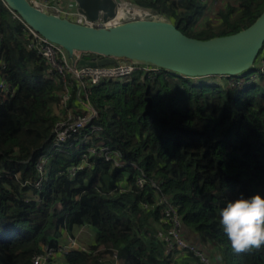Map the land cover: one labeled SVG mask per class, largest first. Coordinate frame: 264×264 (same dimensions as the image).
<instances>
[{
	"label": "trees",
	"instance_id": "16d2710c",
	"mask_svg": "<svg viewBox=\"0 0 264 264\" xmlns=\"http://www.w3.org/2000/svg\"><path fill=\"white\" fill-rule=\"evenodd\" d=\"M128 1L198 39L237 33L264 11V0ZM0 33L2 74L16 90L0 95V264H34L44 248L57 250L83 228L92 231L88 251H69L50 264H204L192 254L175 260L167 254L159 232L172 228L174 218L181 236L210 261L264 264V244L237 252L220 223L231 199L264 196V49L253 71L240 76L162 70L153 78L143 70L88 80L79 89L70 73L64 80L51 68L2 0ZM66 92L64 114L84 116L87 103L97 112L92 125L102 131L80 147L72 139L62 151L46 152L67 120L57 111ZM102 145L125 166L115 165L116 156L107 161L86 152ZM41 157L48 180L37 190ZM72 167L81 169L73 175Z\"/></svg>",
	"mask_w": 264,
	"mask_h": 264
},
{
	"label": "water",
	"instance_id": "95a60500",
	"mask_svg": "<svg viewBox=\"0 0 264 264\" xmlns=\"http://www.w3.org/2000/svg\"><path fill=\"white\" fill-rule=\"evenodd\" d=\"M3 1L27 27L64 48L72 67H106L128 61L189 78L235 77L253 71L264 49V11L237 33L198 39L160 16L92 26L47 13L29 0ZM73 1L77 13L90 23L114 19L122 5L151 11L124 0ZM76 53L92 59L78 60Z\"/></svg>",
	"mask_w": 264,
	"mask_h": 264
},
{
	"label": "built area",
	"instance_id": "2783aa9c",
	"mask_svg": "<svg viewBox=\"0 0 264 264\" xmlns=\"http://www.w3.org/2000/svg\"><path fill=\"white\" fill-rule=\"evenodd\" d=\"M29 1L35 7L47 13H52L64 18H68L77 23L92 25V26L115 25V23L112 24V21H114L117 18L120 12V7H118L117 10L118 12L114 19L108 22L99 21L98 23H90L86 21L83 17H81L77 13V10L76 11L72 10L71 6H69L68 8H64L63 5L60 4L57 0H29ZM139 13L142 17L141 20L158 16V15H154L153 11L142 10ZM14 15L15 17H18L16 14ZM27 28L30 34L34 37V39L37 42V49L39 53L44 58H46L51 68L57 71L59 74H62L64 80H65L64 74L70 73L72 77L78 81L79 89L85 87L87 85L86 82H88V80H90L92 84H98L105 79L128 77V76H132L134 73L138 71H143V70L154 78L162 71L157 67L135 64L128 61H119L115 65L106 66V67L91 68V67H80L78 65L72 67L67 52L65 51L64 48L46 40L42 36L35 33L33 30H31L29 27ZM2 41H3V37L2 34L0 33V46L2 44ZM85 56L86 54L84 53H76V57L78 60L85 59ZM94 59L97 60L98 58L94 57ZM56 64H58L60 68H58ZM5 69L6 66L4 62L0 60V95L10 96L13 95L16 90L15 87H13L12 84L2 74V72ZM68 100H69V93L66 92L62 103L65 104ZM84 106L87 108V111L84 116H77L74 118L71 116L67 117L66 118L67 120L61 122L57 126L54 136L51 139L52 151L54 149L56 150L60 149L62 151L64 149L63 147H66L65 144L69 143V140L72 139L77 144V146L80 147L79 143L81 140L83 144H87L92 139L94 134H97L102 131V128L100 126L92 125V120L97 117L96 110L93 107H90L87 103H84ZM87 128L90 130L89 133H86L85 131V129ZM83 132L84 135L82 134ZM67 137H70L69 140H67ZM95 147L87 149L86 152L97 153L99 157L103 156L107 161H113L112 155L116 156L117 158L114 159L115 165L118 167L125 166V163H122L118 160L119 154L113 151L110 147L106 145H102L100 147L95 146ZM85 157L86 155L83 156V158ZM46 165H47V159L41 157L37 164L40 177L34 183H32V186L37 190H41L45 186L46 181L48 180ZM80 169H81L80 167L78 168L72 167L69 169V172L73 175H76L78 170ZM146 184L147 181L144 176L138 179L139 187L143 188ZM151 184L156 186V183L154 181H151ZM170 212L171 209L168 211V215H170ZM173 224H174L173 227L170 228L167 232H159V237L167 242L168 245L167 254L173 257L174 260L180 256H184L185 254H192L200 262L204 264H208L210 262V259L208 258L206 253L200 248H198L196 245L189 243L186 239H184L181 236L180 223L178 220H176V218L173 219ZM76 246H78L77 241L73 240V237H69L67 239V242L64 245L59 246L57 250L51 248H44V253L35 257L33 263L50 264L52 260L59 258L60 256L61 257L64 256L65 254L69 253V251L72 250H80L84 252L88 251V248H85L84 246H79V249H77Z\"/></svg>",
	"mask_w": 264,
	"mask_h": 264
},
{
	"label": "clouds",
	"instance_id": "9594fccd",
	"mask_svg": "<svg viewBox=\"0 0 264 264\" xmlns=\"http://www.w3.org/2000/svg\"><path fill=\"white\" fill-rule=\"evenodd\" d=\"M220 223L237 252L264 244V196L231 199L221 209Z\"/></svg>",
	"mask_w": 264,
	"mask_h": 264
},
{
	"label": "rangeland",
	"instance_id": "374dc122",
	"mask_svg": "<svg viewBox=\"0 0 264 264\" xmlns=\"http://www.w3.org/2000/svg\"><path fill=\"white\" fill-rule=\"evenodd\" d=\"M57 1H59V0H57ZM71 0H63V7L64 8H68L69 6H71V9L72 10H76V7H75V3L73 2V3H70L69 4V2H70ZM124 1H126V2H128V3H130V4H132L130 1H128V0H124ZM60 2V1H59ZM123 6H127V7H130V6H128V5H122V6H120V8L121 7H123ZM131 10H133V11H138V12H140L139 10H137V9H133V8H131ZM152 11V10H151ZM153 13H154V15H158L156 12H154L153 11ZM159 16V15H158ZM161 17V16H160ZM162 18H164V19H167V18H165V17H162ZM203 23V22H202ZM264 58V57H263ZM262 58V60H264ZM257 65V64H256ZM56 66L58 67V68H60V66L58 65V64H56ZM254 77H256V75L254 76ZM233 80H235V79H231V81H233ZM236 82V81H235ZM234 82V83H235ZM63 109H64V103H61V106L59 107V108H57V111H58V113L60 114V116H62L63 114H64V112H63ZM72 111L71 110H67V113H65L64 115H65V117L67 118V117H70L71 116V113ZM69 138L70 137H67V140H69ZM78 147V146H77ZM51 150V143L48 145V148H47V150H46V152H49ZM38 164V163H37ZM80 234H78L76 237H73V240H76L77 241V244H78V246H76V248L77 249H79V246H84L85 248H88L89 249V245H88V243L90 242V240H91V238H90V236H92V231H91V229H89V228H83L80 232H79ZM68 244V243H67ZM103 249V248H102ZM106 259H110V255L109 254H106L105 256H104ZM216 262H212V261H210L208 264H215ZM216 264H218V263H216Z\"/></svg>",
	"mask_w": 264,
	"mask_h": 264
},
{
	"label": "bare ground",
	"instance_id": "6f19581e",
	"mask_svg": "<svg viewBox=\"0 0 264 264\" xmlns=\"http://www.w3.org/2000/svg\"><path fill=\"white\" fill-rule=\"evenodd\" d=\"M133 9H137L139 11H142L138 8H133ZM131 19L141 20L142 17L138 11H133V10H131L130 7L123 6L120 8V12H119L117 18L114 21H112V24L122 23V22H125L128 20H131Z\"/></svg>",
	"mask_w": 264,
	"mask_h": 264
},
{
	"label": "crops",
	"instance_id": "0c3cea01",
	"mask_svg": "<svg viewBox=\"0 0 264 264\" xmlns=\"http://www.w3.org/2000/svg\"><path fill=\"white\" fill-rule=\"evenodd\" d=\"M59 1H60V2H59ZM59 1H58V2H59L60 4H62V5L64 4V3H63V0H59ZM73 2H74V1L71 0V1L69 2V4H70V3H73ZM75 11H76V10H75ZM90 237H92V236H90ZM180 257H182V256H180ZM180 257H178V258H176V259H179Z\"/></svg>",
	"mask_w": 264,
	"mask_h": 264
}]
</instances>
